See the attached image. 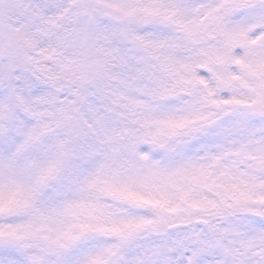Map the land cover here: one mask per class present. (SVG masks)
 <instances>
[{
    "label": "snow or ice",
    "instance_id": "obj_1",
    "mask_svg": "<svg viewBox=\"0 0 264 264\" xmlns=\"http://www.w3.org/2000/svg\"><path fill=\"white\" fill-rule=\"evenodd\" d=\"M0 264H264V0H0Z\"/></svg>",
    "mask_w": 264,
    "mask_h": 264
}]
</instances>
